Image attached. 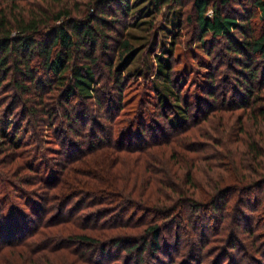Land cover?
<instances>
[{
	"label": "trees",
	"instance_id": "16d2710c",
	"mask_svg": "<svg viewBox=\"0 0 264 264\" xmlns=\"http://www.w3.org/2000/svg\"><path fill=\"white\" fill-rule=\"evenodd\" d=\"M88 2L89 6L96 9L94 13L87 11L90 8L82 7L85 5L84 0H0V87L7 75L13 72L15 88L21 91L20 97L32 93L37 97L35 106L26 101L22 103L26 107L23 120L29 121L27 118L32 116L40 124L41 119L45 121L60 113L67 122L74 118L84 121L86 111L76 108L71 112L67 108L66 105L72 99L87 101L95 98L96 103L102 105L95 85L96 71L93 65L99 58L95 53L98 46L105 52L111 48L109 41L114 36L108 31L119 23L116 17H110L107 8L117 4L129 14L131 0ZM173 2L176 5L182 3L181 0H152L155 11L163 6L173 8ZM233 2L237 6H233ZM251 5L247 7L240 0H192V12L187 16L198 30L200 43L206 44V35L225 40V49L232 55L230 58L236 65V85L231 88L233 92L229 96L228 92L217 96L210 88L215 82V73L206 71L210 81L208 87L206 85L207 91L204 96L198 95L197 101L191 103L190 99H183L180 92H176L169 58L164 54L158 55L157 75L163 87L161 90L160 87L157 88L159 110L156 117L149 120L145 116L147 110L142 107L139 110L134 108L130 110L132 116L127 122V128L119 132L118 137L111 134L107 140L96 141V133L91 134V148L96 145L98 149L109 147L119 151L135 150L143 154L139 161L137 157H126L121 161L124 176L116 167L108 166L104 170L101 165L100 169L109 173L107 178L111 173L115 178L116 173L120 176L116 180H112L111 176V181L103 184L104 186L93 185L99 189H93L92 195H104L103 202L107 199L112 201L110 206L92 210L87 221L80 220L77 213L81 210L78 207L66 212L68 201L74 198L67 196L60 205L59 219L49 217L44 225L56 227L72 224L85 232L76 230L67 237L53 233V236L42 240V243L32 242L28 238L35 233L36 221L46 215L47 208L43 200L47 198L35 192L25 191L20 195L15 188L8 189L0 197V264H103L106 260H109L107 264H150L148 260H157L156 264H168L164 255L170 258L172 264L169 252L178 245L183 234L177 231L174 245L166 243L167 237L163 236L165 227L178 229L181 220L189 216V210L196 214L207 209L203 207L204 202H209L210 208L218 210L220 205L222 208L226 205V197L232 193L248 196L256 188H264V63H261L264 59V28L258 31L252 21L255 14L264 22V0H252ZM210 6L213 7V12L209 15L207 12ZM114 40L118 45L119 56L126 53L129 58L133 54L132 44L128 39ZM120 49L123 51L119 52ZM204 49L207 55L212 54L213 47ZM203 61L209 68L215 65L210 63L208 57H204ZM38 65L48 72L49 78L46 81L37 78ZM112 65L113 62L109 60L110 69ZM215 68L218 69L216 66ZM53 83L54 86L51 85ZM55 85L64 86L63 101L56 102L54 109L39 108L37 103L43 102V94L39 91L44 86L56 87ZM33 86L37 89L36 92L31 91ZM19 103L18 98L17 102L5 110L6 115L11 116ZM41 113L46 118L40 116ZM93 122L95 125L100 124L98 120ZM26 124L27 129L29 123ZM3 127L15 129L14 120L9 118L4 123L0 119V137L8 136L14 142L21 138L20 129L9 135ZM193 128L196 130L190 134L189 131ZM189 138L197 140L189 141ZM161 145H167V148L164 151H152V147ZM69 146L74 151L83 150L74 141ZM190 146L192 148H188ZM189 152L199 154L189 156ZM112 155L120 158L117 154ZM144 155L146 158L142 159ZM128 159L135 162L129 163ZM181 160L190 164L188 169L185 166L186 177H183L182 182L191 186L171 188L178 194L175 199L174 195H167L161 186L170 178L178 180L176 178L181 176V167H184ZM199 160L212 163L208 166L205 178V186L208 187L197 191L192 184L194 176L191 168ZM176 162L180 163L179 166H175ZM124 166H130L131 169L125 170ZM34 167L42 169L41 162L34 164ZM47 169L48 166H45L42 171ZM129 173L135 174L134 185L139 184L140 188L129 187L131 180L126 178ZM58 177L53 172L49 174L51 183ZM88 183L78 186L86 188L85 191H92ZM135 193L137 199L129 197ZM166 201L172 202L167 204ZM256 201L258 203V196ZM205 217L209 220L207 215ZM206 220H202L199 225L206 227ZM98 231L100 234L96 233ZM204 238L207 239V236L202 230V239ZM196 243L193 240L190 242V257L199 254ZM237 246L235 241L230 245L231 249ZM8 247L11 248L5 250ZM44 249L50 253L62 251L67 257L65 256V260H58L43 253ZM114 251L118 253L115 254L117 256L113 255ZM123 252L126 256H123ZM261 253L264 254V251ZM224 257L232 260L231 263L237 262L233 253ZM95 259L97 260L94 261ZM249 259L255 262L250 255ZM259 264H264V260L259 261Z\"/></svg>",
	"mask_w": 264,
	"mask_h": 264
},
{
	"label": "rangeland",
	"instance_id": "374dc122",
	"mask_svg": "<svg viewBox=\"0 0 264 264\" xmlns=\"http://www.w3.org/2000/svg\"><path fill=\"white\" fill-rule=\"evenodd\" d=\"M88 1L84 0L85 5L82 7L84 9L90 8L87 11L94 13L96 9L93 6H89ZM181 2L179 5L173 2V8L163 6L160 10L155 11L152 0H131L129 14H126L117 4L110 5L107 8L110 17H116L119 21L114 29L108 31L110 32L109 34L114 36V39H128L134 52L129 58H127L128 54L126 53L119 56L118 45L114 39L109 41L111 48L107 49V52L101 51L98 46L95 54L99 58L93 66L96 71V92H98V98L102 100V105H98L95 98L87 101H78V99L74 98L66 105L71 112H74L76 108L86 111L87 117L84 121L74 118L67 122L60 113L56 117L45 121L41 119L39 121L40 124L34 121L32 116L27 118L29 121L23 120L22 116L26 107L22 103L26 101L30 105L35 106L37 102L35 93L31 95L24 94L20 97L21 91L15 88L16 82L14 81L15 74L13 72L9 73L2 82L0 87V119L1 121L3 119L4 123L9 118L15 121V129L11 127L8 129L3 128L7 130L6 132L9 135H12L14 130L20 129L19 135H21V138L17 140L19 142L17 143L11 141L8 136L0 137V197L8 189L13 190L15 188L20 195L28 191L47 198V201L43 200L47 208L46 215L36 221L34 226L35 233H32L33 235L28 238L30 241L42 243V240L53 236V233L67 237V235L76 230L82 231L72 224H61L56 227L44 225L49 217L59 219L61 215L59 211L60 205L65 202L64 200L67 196L71 195L74 198L68 201L66 212L78 207V210H81L77 213L80 216V220L85 219L87 221L86 219L92 214L90 213L92 210L106 209L110 206L112 201L107 199L103 202L104 199L102 198L104 195H92L93 189L95 191L99 189L98 187L109 183L111 176L113 177L112 180L119 179L120 176L116 173L115 178L114 174L111 173V176L107 178L109 173L103 171L102 168L100 169L101 165L104 170L108 166L110 168L116 167L117 170L119 169V173L124 176L123 160L126 157L133 159L137 157L139 161L143 154L135 150L119 151V149L109 147L98 149L96 145L91 148V134L93 132L96 133V141L107 140L111 134L114 137H118V133L127 128V122L132 116L130 110H134V108L139 110L142 107L145 111L147 110V115L145 116L149 120L156 117L159 110L157 106V88L160 87L159 90H161L163 87L157 75L158 55L164 54L166 58H169L171 78L175 80L176 92H180L183 99H186V97L190 99L191 103L196 102L198 95L204 96L207 91L210 81H208L206 71L215 73V82L210 88L216 92L217 96L220 97L225 92H228L229 96L230 92H233L231 88L234 84L236 85L234 81V76H237L234 73L236 65L230 58L232 55H229L225 49V40L221 41V39L206 35V44L200 43L198 30L187 18L188 14L192 12V0H181ZM240 2H244L247 7L252 6V0H240ZM232 4L237 6L235 2ZM212 12L213 7L210 6L207 14L210 15ZM252 21L258 31L264 28V22H262L261 17L258 18L254 14ZM237 35L241 37L239 33ZM211 47H213L212 54L207 55L204 48L210 49ZM121 51L123 50L120 49L119 52ZM204 57H208L210 63L215 64L213 68L205 65ZM109 60L113 62L112 69L108 66ZM262 62L264 63V59ZM36 69L37 78H41L43 81L49 78L48 72L43 67L38 65ZM51 85L54 86V83ZM36 90L34 86L31 89L32 92H36ZM39 92L43 94V102L42 104L37 103V106L39 108L54 109L56 102L61 103L63 101L64 86H44ZM27 97L29 98L28 100ZM18 98L21 102L19 106L14 109V113L11 116L6 115L7 111L5 110H8L11 105L17 102ZM119 99L121 103H119ZM40 116L44 117L46 115L41 113ZM94 120H98L100 124L95 125ZM26 123H29L28 125L30 126L27 129ZM30 128L33 130V134H31ZM195 130V128L190 129V134H193ZM193 137L195 138V136ZM196 140L189 138V141ZM72 141L80 144L83 149L82 152L74 151L69 146ZM191 144L193 143L191 142ZM166 146H155L151 149L152 151H164L167 148ZM113 153L117 154L116 156H120V161L118 157L116 158L114 157L115 155H112ZM198 154V152L188 153L189 156ZM145 158L146 155L142 159ZM37 162H41L42 169H45V166H48V169L46 171L35 169L34 164ZM128 162L133 163L135 160L128 159ZM210 163L212 162L199 160L191 168L194 176L192 184L196 186L197 191H200L202 187H208L205 186V178H207L206 174L209 170L208 166L211 165ZM174 164L179 166L180 163L176 162ZM182 164L184 167H181L182 170L180 169L179 174L181 176L176 178L178 180L170 178L161 186L167 195H174L175 199L178 198V194L171 188H190L191 186L186 184V182H182L186 174V171H184L185 166L188 169L190 164L186 162H182ZM147 165L149 167L150 164L148 163ZM124 168L125 170L131 169L130 166H124ZM51 172H53V175L57 174L59 176L52 183L49 180ZM135 177V174L131 173L126 177L130 178L131 184H129V187L132 188L134 186L133 189L139 187V184L134 185L136 184L134 183ZM86 181L89 182V188H92V191H85L86 188L82 189L78 186L84 183L87 185ZM93 185L98 187L95 188ZM2 189L3 191H1ZM257 196L258 203L256 201ZM129 197L137 199L138 196L135 193L134 195H129ZM13 200L18 202L16 198ZM166 202L170 204L172 201ZM4 204H6V201H4ZM209 205V202H204L203 207L207 209L196 214L189 210V216L181 220L178 229L165 227L163 236L167 237L165 239L167 240L166 243L171 242L174 245L177 231L183 234L179 239L178 245L172 247L169 252L171 260H173L172 264H259V261L264 260V254L261 253L262 250L264 251V188L260 190L256 188L248 196L237 192L232 193L226 197V205L223 208L220 205L218 210L210 208ZM83 206L85 207L83 208ZM205 215L208 216L209 220L205 219ZM202 220L207 221L206 227L199 225ZM190 221L192 222L190 223ZM202 230L205 232L207 239H202ZM82 232H85V230L83 229ZM96 233L100 234L99 231ZM192 240L197 242L196 251L199 254L196 257H190L189 254ZM233 241L238 246L231 249L230 245ZM200 247L203 248L201 249ZM10 248H5V250ZM43 253L48 254V256L52 255L53 258L58 260H65L67 257L62 251L50 253L44 249ZM229 253L235 255L237 258L236 263H231L232 260L225 259L224 256H229ZM115 254L118 253L114 251L113 255ZM122 254L126 256L124 252ZM249 255L255 262L249 259ZM168 258L164 255V259L168 264H171L170 258ZM69 259L72 258L69 257ZM108 261H104L103 264H107L106 262ZM156 262L157 260H148L150 264H156ZM80 264H83V262ZM84 264H92V262Z\"/></svg>",
	"mask_w": 264,
	"mask_h": 264
}]
</instances>
